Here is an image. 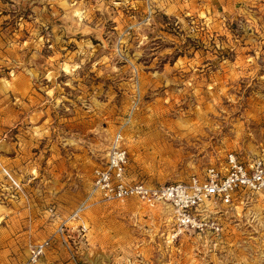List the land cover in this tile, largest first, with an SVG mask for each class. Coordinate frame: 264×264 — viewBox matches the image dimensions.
Masks as SVG:
<instances>
[{
  "label": "rangeland",
  "instance_id": "1",
  "mask_svg": "<svg viewBox=\"0 0 264 264\" xmlns=\"http://www.w3.org/2000/svg\"><path fill=\"white\" fill-rule=\"evenodd\" d=\"M119 137L149 185L264 154V0H0V264L50 238L34 264L70 262L60 228L77 264H264L261 202L218 207L203 238L163 207L88 201Z\"/></svg>",
  "mask_w": 264,
  "mask_h": 264
},
{
  "label": "built area",
  "instance_id": "2",
  "mask_svg": "<svg viewBox=\"0 0 264 264\" xmlns=\"http://www.w3.org/2000/svg\"><path fill=\"white\" fill-rule=\"evenodd\" d=\"M120 141L119 137L111 143L103 163L93 169L88 201L93 199L105 204L135 199L150 208H167L177 229L191 231L203 238L217 236L223 230L212 216L218 207L233 208L236 212L239 210V214L259 202L264 205V154L250 158L229 152L186 181L149 185L128 177L127 151ZM57 235L64 248L69 250L70 263L77 264L65 230L60 228ZM53 241L50 238L34 245L29 263L39 261Z\"/></svg>",
  "mask_w": 264,
  "mask_h": 264
},
{
  "label": "crops",
  "instance_id": "3",
  "mask_svg": "<svg viewBox=\"0 0 264 264\" xmlns=\"http://www.w3.org/2000/svg\"><path fill=\"white\" fill-rule=\"evenodd\" d=\"M57 247L48 251V257L50 258L44 264H71L67 260V256L63 253H58Z\"/></svg>",
  "mask_w": 264,
  "mask_h": 264
},
{
  "label": "bare ground",
  "instance_id": "4",
  "mask_svg": "<svg viewBox=\"0 0 264 264\" xmlns=\"http://www.w3.org/2000/svg\"><path fill=\"white\" fill-rule=\"evenodd\" d=\"M166 210L168 211V209L166 208Z\"/></svg>",
  "mask_w": 264,
  "mask_h": 264
}]
</instances>
